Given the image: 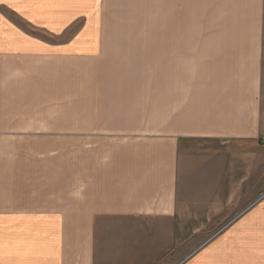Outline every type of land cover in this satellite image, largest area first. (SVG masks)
I'll return each mask as SVG.
<instances>
[{"label": "crops", "instance_id": "1", "mask_svg": "<svg viewBox=\"0 0 264 264\" xmlns=\"http://www.w3.org/2000/svg\"><path fill=\"white\" fill-rule=\"evenodd\" d=\"M102 5L0 0V264H260L264 191L249 206L256 164L264 187V0H165L149 124L105 76L82 74L74 112H52L74 113L69 192L32 199L25 168L16 178L14 148L31 143L32 59L93 62Z\"/></svg>", "mask_w": 264, "mask_h": 264}, {"label": "rangeland", "instance_id": "2", "mask_svg": "<svg viewBox=\"0 0 264 264\" xmlns=\"http://www.w3.org/2000/svg\"><path fill=\"white\" fill-rule=\"evenodd\" d=\"M165 8V0H103V51L93 62L76 58L32 59L31 143L14 148L16 178L22 177L25 168L32 199H45L51 192H69L74 168V113L52 112H74V85L82 80V74L89 72L96 79L105 76L103 80L110 91L119 93L112 95L128 106L142 108L143 114L137 111L135 117L149 124L151 76L160 73V60L165 59V45H160L159 56L153 57L154 42L166 37ZM123 45L130 46L132 59H118ZM109 54L113 59L106 58ZM263 142L264 137V146ZM260 166L255 167V190L259 193L252 204H247L250 208L263 196L264 187L258 185L257 177ZM243 209L236 215L244 214ZM229 221L209 228L208 238L223 232ZM259 242L255 239L253 243L258 254L262 250ZM260 264H264V258Z\"/></svg>", "mask_w": 264, "mask_h": 264}, {"label": "bare ground", "instance_id": "3", "mask_svg": "<svg viewBox=\"0 0 264 264\" xmlns=\"http://www.w3.org/2000/svg\"><path fill=\"white\" fill-rule=\"evenodd\" d=\"M159 44H165L166 43V37L162 38L161 40H158Z\"/></svg>", "mask_w": 264, "mask_h": 264}, {"label": "built area", "instance_id": "4", "mask_svg": "<svg viewBox=\"0 0 264 264\" xmlns=\"http://www.w3.org/2000/svg\"><path fill=\"white\" fill-rule=\"evenodd\" d=\"M263 144H264V142H263Z\"/></svg>", "mask_w": 264, "mask_h": 264}]
</instances>
